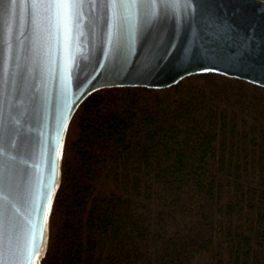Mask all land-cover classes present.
Returning <instances> with one entry per match:
<instances>
[{
	"label": "trees",
	"instance_id": "obj_1",
	"mask_svg": "<svg viewBox=\"0 0 264 264\" xmlns=\"http://www.w3.org/2000/svg\"><path fill=\"white\" fill-rule=\"evenodd\" d=\"M42 264H264V88L204 74L89 96Z\"/></svg>",
	"mask_w": 264,
	"mask_h": 264
},
{
	"label": "water",
	"instance_id": "obj_2",
	"mask_svg": "<svg viewBox=\"0 0 264 264\" xmlns=\"http://www.w3.org/2000/svg\"><path fill=\"white\" fill-rule=\"evenodd\" d=\"M222 22L251 42L242 58L202 55L228 54L212 39ZM204 74L264 88V0H0V264H42L68 128L89 96Z\"/></svg>",
	"mask_w": 264,
	"mask_h": 264
},
{
	"label": "snow or ice",
	"instance_id": "obj_3",
	"mask_svg": "<svg viewBox=\"0 0 264 264\" xmlns=\"http://www.w3.org/2000/svg\"><path fill=\"white\" fill-rule=\"evenodd\" d=\"M212 39H214L217 44L221 40H224L225 42H228L230 40L232 42V46L229 48L228 54L226 56L222 54L215 45L204 46L202 55L215 56L216 59L219 60H225V59L230 60L232 57L236 55L238 49L240 50V56L242 58L243 55L247 54V49L251 46V42L248 40H244V39L236 40L232 27L227 22L217 23L215 25V33L212 36ZM127 48H128V52L125 53V55H128V53L130 52L131 45L128 44ZM204 67L205 70H210L214 68V65H205ZM5 182H6V175L0 173V195H2L4 192ZM2 202L3 201H0V203Z\"/></svg>",
	"mask_w": 264,
	"mask_h": 264
}]
</instances>
